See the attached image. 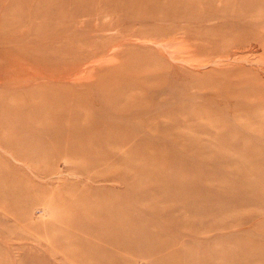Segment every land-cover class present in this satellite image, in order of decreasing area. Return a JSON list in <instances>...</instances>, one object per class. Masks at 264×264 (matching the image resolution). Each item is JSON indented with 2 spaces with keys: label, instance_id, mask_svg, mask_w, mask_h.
I'll return each mask as SVG.
<instances>
[{
  "label": "rangeland",
  "instance_id": "374dc122",
  "mask_svg": "<svg viewBox=\"0 0 264 264\" xmlns=\"http://www.w3.org/2000/svg\"><path fill=\"white\" fill-rule=\"evenodd\" d=\"M0 264H264V0H0Z\"/></svg>",
  "mask_w": 264,
  "mask_h": 264
}]
</instances>
